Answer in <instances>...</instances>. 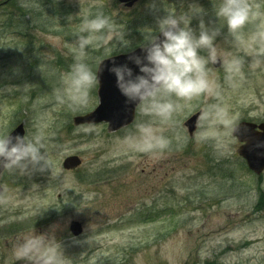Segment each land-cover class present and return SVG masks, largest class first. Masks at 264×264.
Returning a JSON list of instances; mask_svg holds the SVG:
<instances>
[{"label":"rangeland","instance_id":"rangeland-1","mask_svg":"<svg viewBox=\"0 0 264 264\" xmlns=\"http://www.w3.org/2000/svg\"><path fill=\"white\" fill-rule=\"evenodd\" d=\"M6 0H0V5ZM216 0H143L132 9L119 0H16L0 6V131L24 124L26 133L41 130L52 167L1 177L0 264H36L16 260L13 248L24 235L45 234L61 246L68 264H264V174H252L238 155L232 136L241 121L264 122V0H249L261 15L233 37L226 25L216 38L222 67L210 63L209 79L220 92L183 102L167 125H155L172 141L169 149L147 154L132 151L124 138L148 121L116 134L107 124L76 127L73 118L99 105L98 85L86 107L59 105L54 90L73 62V41L82 19L98 11L124 31L131 48L90 52V62L120 55L145 42L170 12L192 15L220 27ZM148 14L151 20H148ZM116 43L122 46L121 41ZM205 55L207 53H204ZM238 58L240 70L225 80L224 62ZM227 106L231 128L202 118L190 138L185 121L207 105ZM90 128V131L84 129ZM26 135V134H25ZM79 156L78 170L64 161ZM80 222L84 232L70 233Z\"/></svg>","mask_w":264,"mask_h":264},{"label":"clouds","instance_id":"clouds-1","mask_svg":"<svg viewBox=\"0 0 264 264\" xmlns=\"http://www.w3.org/2000/svg\"><path fill=\"white\" fill-rule=\"evenodd\" d=\"M214 8L220 27L210 29L201 20L197 34L190 25L192 15L203 12L198 6L191 8L190 14L170 12L158 21L157 31L163 38L149 30L141 45L143 54L129 55L124 63H117L114 55H109L98 58L95 65L90 62L91 51L104 48L107 53L114 48L123 52L131 45L109 15L102 11L86 15L73 41V62L60 74V86L54 90L56 102L67 105L72 111L86 107L92 90L99 84L102 65L110 59L112 65L108 71L116 77V87L125 102L149 118L137 124V134L125 137L124 143L132 151L147 154L169 149L171 139L155 125L170 123L175 114L183 110L185 105L181 101L208 94L220 97L209 79L208 65L217 62L216 38L221 28L226 25L228 33L238 37L246 24L261 15L258 6L249 0H216ZM258 27L264 35V26ZM114 37L115 41L122 42L121 47L116 43L109 46ZM224 64L225 80L231 84L241 61L233 57ZM203 118L210 125L221 123L229 128L235 119L228 117L227 106L220 102L207 105ZM0 166L9 174L20 175L52 167L44 133L37 130L31 135L13 137L11 131H0ZM13 256L21 261L34 260L36 264H68L60 244L45 234L21 237L13 248Z\"/></svg>","mask_w":264,"mask_h":264},{"label":"water","instance_id":"water-1","mask_svg":"<svg viewBox=\"0 0 264 264\" xmlns=\"http://www.w3.org/2000/svg\"><path fill=\"white\" fill-rule=\"evenodd\" d=\"M140 0H120L121 3L126 4L131 8ZM158 36L162 37L159 33ZM143 54L142 47L134 51L114 56L117 63H124L127 61L129 55ZM112 60H105L102 65L103 70L99 73V106L91 113L84 116H77L73 119L75 126L82 125H95L105 123L108 124V132L110 134L117 133L129 126H131L136 118V111L134 105L127 104L125 97L121 95L116 87V77L108 71L111 67ZM215 68H220L222 65L221 60L213 64ZM135 68V65H131ZM138 71V69H137ZM202 117V113L198 112L192 116L186 123L191 137L197 130V126ZM13 137L16 135H25L24 125H19L11 134ZM233 136L238 139L241 144L239 155L247 162L249 169L256 175H261L264 172V123L256 125L251 122H241L233 130ZM82 164L78 156H71L64 161L63 167L65 170H75ZM5 169L0 166V177ZM3 188L0 184V196L3 194ZM70 232L74 237H79L83 234V225L80 222L73 221L70 224Z\"/></svg>","mask_w":264,"mask_h":264}]
</instances>
